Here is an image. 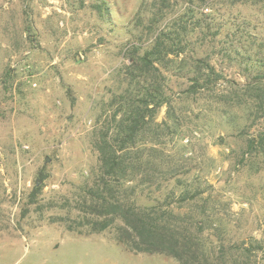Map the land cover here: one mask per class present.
Listing matches in <instances>:
<instances>
[{"label":"rangeland","instance_id":"rangeland-1","mask_svg":"<svg viewBox=\"0 0 264 264\" xmlns=\"http://www.w3.org/2000/svg\"><path fill=\"white\" fill-rule=\"evenodd\" d=\"M170 2L148 25L142 0H0V264H264V150L248 142L264 103L246 91L254 61L240 54L264 36V0ZM178 15L185 51L155 74L173 114L157 108L129 147L141 168L108 183L120 202L171 211L182 228L172 247L128 243L126 221L91 195L106 179L94 143L113 123L129 53ZM197 58L223 76L191 93Z\"/></svg>","mask_w":264,"mask_h":264},{"label":"trees","instance_id":"trees-1","mask_svg":"<svg viewBox=\"0 0 264 264\" xmlns=\"http://www.w3.org/2000/svg\"><path fill=\"white\" fill-rule=\"evenodd\" d=\"M170 5V0H151V3L142 0L138 17L142 20L144 16L142 14L149 11L151 15L148 18V25H155ZM191 9L189 8V10ZM175 18L154 34L151 45L144 52L136 53L137 50H133L132 53H129V64H127L124 73L127 86L118 93L112 94L109 101L110 105L116 106L115 111L111 114L113 123L111 126L107 124L105 130L99 132L94 143L98 150L102 173L106 179L102 178L103 188L91 190V195L107 203L105 212L119 214L126 221L128 226L122 229L123 235L121 233L119 239L128 243L134 241L147 246L165 244L172 247L174 242L179 241L176 232L180 234V228H182L172 219L171 211L164 210L159 214L156 210L151 211L149 207L140 208L137 203L120 202L116 198L117 190L108 183L110 178H113L114 181H118V178H120L119 180H130V176L132 177L138 172L139 167L141 168L139 155L134 156V161L130 159L132 157L128 155L131 152L129 147L135 146L150 130L157 108L166 105V114H173L171 96L166 92L164 83L157 81L155 74L160 73L156 65L159 61L162 59L168 61L169 55L176 56L185 51L183 35L186 33V27L181 16L178 15ZM257 41L255 53L247 51L244 54L240 52V54L242 59H253L254 61L250 66L252 70L249 69L245 76L247 81L245 88L249 94L256 95L259 106L262 107L264 103V36H261ZM252 42L255 41L252 40ZM196 61L200 65L198 68L202 67L204 72L202 74L198 70L190 76L191 83L187 91L191 93L204 88L208 83L216 82L223 76L209 61L202 58H197ZM132 84H135L137 88L132 89ZM117 114H119L118 117H116ZM248 142L251 149L264 150V129ZM153 175L151 172L142 174L144 180L147 181H151ZM192 190L193 192H190L189 188H185L181 192L180 199L185 200L190 195L193 197L197 193H202L198 186ZM105 194L113 197L115 201L109 202L105 198ZM101 206L105 209L103 203ZM188 240L191 242L192 238L189 237ZM187 244L188 241H186ZM173 250H177V247H173Z\"/></svg>","mask_w":264,"mask_h":264},{"label":"water","instance_id":"water-1","mask_svg":"<svg viewBox=\"0 0 264 264\" xmlns=\"http://www.w3.org/2000/svg\"><path fill=\"white\" fill-rule=\"evenodd\" d=\"M46 160L48 161V158Z\"/></svg>","mask_w":264,"mask_h":264}]
</instances>
